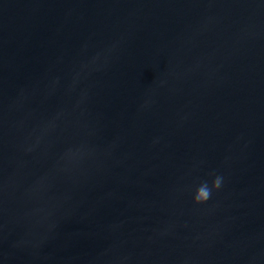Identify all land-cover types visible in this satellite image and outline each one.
Returning a JSON list of instances; mask_svg holds the SVG:
<instances>
[{
  "label": "water",
  "instance_id": "95a60500",
  "mask_svg": "<svg viewBox=\"0 0 264 264\" xmlns=\"http://www.w3.org/2000/svg\"><path fill=\"white\" fill-rule=\"evenodd\" d=\"M0 264H264V0H0Z\"/></svg>",
  "mask_w": 264,
  "mask_h": 264
},
{
  "label": "clouds",
  "instance_id": "9594fccd",
  "mask_svg": "<svg viewBox=\"0 0 264 264\" xmlns=\"http://www.w3.org/2000/svg\"><path fill=\"white\" fill-rule=\"evenodd\" d=\"M220 183H221V179L220 177H216V180H215V186L216 187H219L220 186ZM201 193L206 197L208 195V190L206 188H201L200 189Z\"/></svg>",
  "mask_w": 264,
  "mask_h": 264
}]
</instances>
